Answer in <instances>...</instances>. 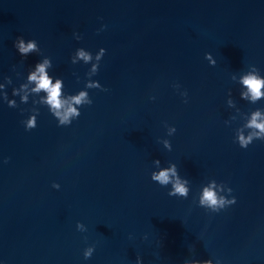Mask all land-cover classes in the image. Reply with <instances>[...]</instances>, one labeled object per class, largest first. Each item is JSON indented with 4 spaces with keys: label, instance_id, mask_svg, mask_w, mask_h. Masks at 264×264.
Segmentation results:
<instances>
[{
    "label": "water",
    "instance_id": "obj_1",
    "mask_svg": "<svg viewBox=\"0 0 264 264\" xmlns=\"http://www.w3.org/2000/svg\"><path fill=\"white\" fill-rule=\"evenodd\" d=\"M248 77L264 0H0V264H264Z\"/></svg>",
    "mask_w": 264,
    "mask_h": 264
},
{
    "label": "clouds",
    "instance_id": "obj_2",
    "mask_svg": "<svg viewBox=\"0 0 264 264\" xmlns=\"http://www.w3.org/2000/svg\"><path fill=\"white\" fill-rule=\"evenodd\" d=\"M34 48H35L34 43H29L27 48H25L22 43L20 44V51L22 53H27L29 50L34 49ZM80 55L83 56L84 54L81 52ZM84 58L86 60L88 59V57H86V56ZM37 71L40 73L39 78L35 74H33L29 77V79L33 80V81H37V89L36 90H41V89L46 90L48 92L47 103L50 104L53 108L59 109L61 107V102L59 100V96H60L59 89L61 87L60 82L57 81V83L55 85H53L51 83V80L45 74L44 65H39L37 67ZM244 83L252 92L254 99L258 98L261 95L259 89L262 87V83H264V82L258 80L255 77H248L247 79H245ZM84 96H85V93L81 92L80 95L75 98V102L77 104H79L81 102V99ZM74 112H75L74 109L69 108L68 112H66L64 114V116L61 118V123H64L67 120L69 113H74ZM56 115L59 116V113H56ZM258 115H259V112H257L254 115L250 126H254L256 128L261 129V131H264V124H257L256 123V116H258ZM30 124H31V122H30ZM241 147L246 148V143L242 142ZM152 178L154 180L159 181L161 184H166L169 181V171L168 170L161 171L158 175H153ZM174 188H175V192L174 193H172V192L168 193L169 196H172L175 193H179L181 195L186 194V189L184 187H182L179 183H177L174 186ZM203 195H204V199H203L202 203L204 201H207L210 205H216L217 204V199L215 197V194L212 191L205 189Z\"/></svg>",
    "mask_w": 264,
    "mask_h": 264
}]
</instances>
